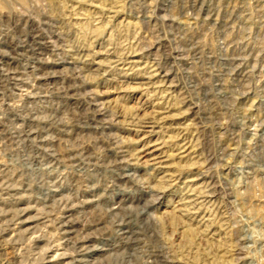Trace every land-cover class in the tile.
Here are the masks:
<instances>
[{"label": "rangeland", "instance_id": "obj_1", "mask_svg": "<svg viewBox=\"0 0 264 264\" xmlns=\"http://www.w3.org/2000/svg\"><path fill=\"white\" fill-rule=\"evenodd\" d=\"M0 264H264V0H0Z\"/></svg>", "mask_w": 264, "mask_h": 264}, {"label": "bare ground", "instance_id": "obj_2", "mask_svg": "<svg viewBox=\"0 0 264 264\" xmlns=\"http://www.w3.org/2000/svg\"><path fill=\"white\" fill-rule=\"evenodd\" d=\"M170 2H173L174 0H169ZM203 1V0H202ZM172 17V16H171ZM194 18V17H193ZM171 19V18H170ZM173 19V18H172ZM177 19V18H176ZM176 19H173V20H176ZM206 19H213V17L211 16V15H206ZM190 20V19H189ZM193 20V19H192ZM191 21V20H190ZM216 21V23L217 24H219L220 23V20H218V19H216L215 20ZM177 23L179 24V22H178V19H177ZM80 262V261H79Z\"/></svg>", "mask_w": 264, "mask_h": 264}]
</instances>
